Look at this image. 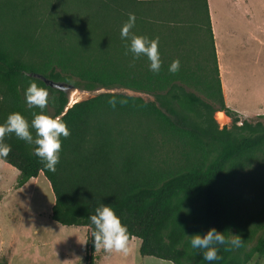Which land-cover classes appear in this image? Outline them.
Wrapping results in <instances>:
<instances>
[{
  "label": "trees",
  "instance_id": "trees-1",
  "mask_svg": "<svg viewBox=\"0 0 264 264\" xmlns=\"http://www.w3.org/2000/svg\"><path fill=\"white\" fill-rule=\"evenodd\" d=\"M129 13L133 33L158 39V74L146 57L127 52L120 29ZM177 59L180 70L170 73ZM35 74L108 91L69 106L68 92ZM32 80L48 90L44 111L70 130L60 161L47 170L35 145L14 134L5 136L11 151L0 159L19 171L17 186L45 175L52 219L87 228L86 264L98 258L88 216L102 203L127 225L129 239H141L143 256L248 264L264 255V114L239 124L227 106L208 0H0V123L13 112L30 122L41 111L25 103ZM121 88L154 98L112 91ZM217 111L233 118L232 127H219ZM213 226L243 243L230 251L219 245L222 259L209 262L190 235Z\"/></svg>",
  "mask_w": 264,
  "mask_h": 264
},
{
  "label": "rangeland",
  "instance_id": "rangeland-1",
  "mask_svg": "<svg viewBox=\"0 0 264 264\" xmlns=\"http://www.w3.org/2000/svg\"><path fill=\"white\" fill-rule=\"evenodd\" d=\"M210 1L219 16L227 17V12L234 10V0ZM254 1L259 2L261 22L260 65L251 71L247 65L241 66L238 76L232 77L236 85L230 105L242 113L239 124L264 114V0ZM106 91L73 88L68 92L69 105ZM150 98L154 97L149 95ZM214 117L220 128L234 124L224 111H217ZM18 178L19 171L0 159V259L6 256L8 264H86L87 228L65 226L52 219L55 195L44 174L31 178L25 186H17ZM140 247L141 239L133 237L129 239L127 255L98 249L96 264H174L143 256ZM256 263L264 264V255H256L248 264Z\"/></svg>",
  "mask_w": 264,
  "mask_h": 264
},
{
  "label": "clouds",
  "instance_id": "clouds-1",
  "mask_svg": "<svg viewBox=\"0 0 264 264\" xmlns=\"http://www.w3.org/2000/svg\"><path fill=\"white\" fill-rule=\"evenodd\" d=\"M136 16L128 14L127 21L121 26L120 36L126 40L127 52H130L134 59L146 57L149 70L158 74L161 69V58L158 50V39H150L147 36L136 35L131 30L134 28ZM127 54V53H126ZM180 70L179 60H173L168 66L170 73ZM49 93L47 88L39 86L35 80L29 82L24 91L25 103L28 108H38L39 113L34 112L29 122L19 112L10 113L3 123H0V158H6L11 151L10 145L3 143L6 135L14 134L18 139L29 145H35L33 154L37 156L43 167L49 171H55L60 161L61 137L67 138L70 130L59 116H52L44 111L48 105ZM0 99H3L0 97ZM109 105L115 108L117 100L112 98ZM123 104L126 101H119ZM33 130L35 135H33ZM89 221L94 226L91 233L95 249H102L106 253L129 252V234L127 225L122 223L121 218L108 204H100L95 208L94 214H89ZM189 236V235H188ZM243 240L239 235L231 234L225 236L214 226L210 227L204 234L196 233L190 235V246L193 249L201 250L202 258L205 261H218L219 245L225 246L226 250L239 248Z\"/></svg>",
  "mask_w": 264,
  "mask_h": 264
},
{
  "label": "crops",
  "instance_id": "crops-1",
  "mask_svg": "<svg viewBox=\"0 0 264 264\" xmlns=\"http://www.w3.org/2000/svg\"><path fill=\"white\" fill-rule=\"evenodd\" d=\"M208 3L226 103L230 109L242 114L230 105L236 85L232 77L238 76L241 66L247 65L250 71L255 67L259 69L261 43L259 2L234 0L232 2L234 10L227 12V17L223 14L219 16L215 5H211L210 0ZM41 174L43 173L39 175Z\"/></svg>",
  "mask_w": 264,
  "mask_h": 264
},
{
  "label": "water",
  "instance_id": "water-1",
  "mask_svg": "<svg viewBox=\"0 0 264 264\" xmlns=\"http://www.w3.org/2000/svg\"><path fill=\"white\" fill-rule=\"evenodd\" d=\"M36 77H39L41 78L42 80H44L46 82V84L52 86V87H55V88H58L60 90H63V91H66V92H69L71 89H73V85L72 84H69V83H66V82H55L53 80H50L42 75H38V74H35ZM112 91H116V92H121V93H125L127 95H132V96H140V97H143L145 99H148V94L146 93H143V92H139V91H134V90H131V89H124V88H121V89H117V90H112ZM150 99H153V98H150ZM75 103V102H74ZM69 106H72L69 105Z\"/></svg>",
  "mask_w": 264,
  "mask_h": 264
},
{
  "label": "bare ground",
  "instance_id": "bare-ground-1",
  "mask_svg": "<svg viewBox=\"0 0 264 264\" xmlns=\"http://www.w3.org/2000/svg\"><path fill=\"white\" fill-rule=\"evenodd\" d=\"M75 94V93H74ZM73 95V94H72ZM74 97V96H73ZM76 97V96H75ZM77 98V97H76Z\"/></svg>",
  "mask_w": 264,
  "mask_h": 264
}]
</instances>
